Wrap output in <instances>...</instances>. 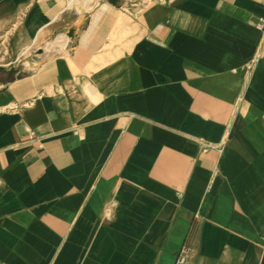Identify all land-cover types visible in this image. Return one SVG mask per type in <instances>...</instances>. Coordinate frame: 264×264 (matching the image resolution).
<instances>
[{"label": "crops", "instance_id": "crops-1", "mask_svg": "<svg viewBox=\"0 0 264 264\" xmlns=\"http://www.w3.org/2000/svg\"><path fill=\"white\" fill-rule=\"evenodd\" d=\"M261 16L0 0V264H264Z\"/></svg>", "mask_w": 264, "mask_h": 264}, {"label": "built area", "instance_id": "built-area-1", "mask_svg": "<svg viewBox=\"0 0 264 264\" xmlns=\"http://www.w3.org/2000/svg\"><path fill=\"white\" fill-rule=\"evenodd\" d=\"M258 23L264 30V16L259 17ZM252 63H253V60L250 62V66H249L250 68H252ZM184 262H185V257L181 254L179 256L176 264H184Z\"/></svg>", "mask_w": 264, "mask_h": 264}, {"label": "water", "instance_id": "water-1", "mask_svg": "<svg viewBox=\"0 0 264 264\" xmlns=\"http://www.w3.org/2000/svg\"><path fill=\"white\" fill-rule=\"evenodd\" d=\"M19 126H20V127H22V126H24V124H23V123H21ZM25 131H26V130H25Z\"/></svg>", "mask_w": 264, "mask_h": 264}, {"label": "rangeland", "instance_id": "rangeland-1", "mask_svg": "<svg viewBox=\"0 0 264 264\" xmlns=\"http://www.w3.org/2000/svg\"><path fill=\"white\" fill-rule=\"evenodd\" d=\"M5 39V37L3 38V40ZM3 44V43H2ZM3 45H5V43L3 44ZM1 46V45H0ZM3 51V50H2Z\"/></svg>", "mask_w": 264, "mask_h": 264}, {"label": "bare ground", "instance_id": "bare-ground-1", "mask_svg": "<svg viewBox=\"0 0 264 264\" xmlns=\"http://www.w3.org/2000/svg\"><path fill=\"white\" fill-rule=\"evenodd\" d=\"M72 1H78V0H72Z\"/></svg>", "mask_w": 264, "mask_h": 264}]
</instances>
